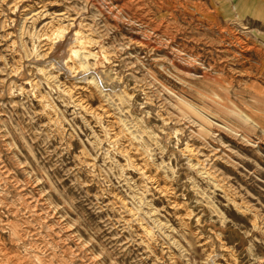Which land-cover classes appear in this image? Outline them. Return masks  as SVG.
Returning <instances> with one entry per match:
<instances>
[{
	"label": "rangeland",
	"instance_id": "1",
	"mask_svg": "<svg viewBox=\"0 0 264 264\" xmlns=\"http://www.w3.org/2000/svg\"><path fill=\"white\" fill-rule=\"evenodd\" d=\"M248 1L0 0L1 264H264Z\"/></svg>",
	"mask_w": 264,
	"mask_h": 264
},
{
	"label": "bare ground",
	"instance_id": "2",
	"mask_svg": "<svg viewBox=\"0 0 264 264\" xmlns=\"http://www.w3.org/2000/svg\"><path fill=\"white\" fill-rule=\"evenodd\" d=\"M225 1H227V2H233V0H225ZM236 2H234V4L233 5H231V8L233 7L234 9L236 8L237 9V7L238 8H244L245 7V5L247 4V1L248 0H235ZM249 2V1H248ZM254 2V1H253ZM259 2V1H258ZM264 2V1H263ZM226 3V2H225ZM232 4V3H231ZM253 4V3H252ZM251 8V7H250ZM263 8H264V6H263ZM262 8V9H263ZM260 10V9H259ZM258 12V11H257ZM44 15V14H43ZM66 19V18H65ZM53 22V21H52ZM73 24H74V22H73ZM70 26V25H69ZM72 26V25H71ZM75 26V25H74ZM78 28V27H77ZM46 29V28H45ZM71 30V29H70ZM69 33V30H66V28H64V27H58V28H56V29H54L49 35H47V37L44 39V40H46V42L48 43V44H50V46H54V45H57L56 43H58L60 40H62V38L64 37V36H66L67 34ZM73 35V34H72ZM74 36H75V38H77L76 40H77V42H76V50H73L72 51V54H73V57H75L76 59H78V61H79V63H78V65L75 67V69L76 70H74V72L75 73H80L81 71V73H85L89 68V66H87L84 62H85V60L91 55V53L87 50V48H86V44H85V41H83V40H81L80 38H78V35L76 34V33H74ZM64 39V38H63ZM41 41V40H40ZM63 41V40H62ZM65 42V41H64ZM69 43V42H68ZM60 46V45H59ZM37 55V54H36ZM71 56V55H70ZM72 57V56H71ZM90 58V57H89ZM89 58H88V60H89ZM33 61V60H32ZM74 61H76V60H74ZM34 64V63H33ZM32 64V65H33ZM50 65V64H49ZM89 65V64H88ZM57 67V66H56ZM60 68H61V66H60ZM63 68V67H62ZM95 68V67H94ZM48 72V71H47ZM92 72V71H91ZM73 73V72H72ZM43 75H44V72H43ZM96 76V74L94 75V74H92V78H91V80L93 81V83H97L96 81H95V79H93V77H95ZM108 76V75H107ZM97 77V76H96ZM103 77H105V76H103ZM73 78V77H72ZM102 78V77H101ZM108 78V77H107ZM82 80V79H81ZM55 81V80H54ZM53 81V82H54ZM89 81V80H88ZM98 81V80H97ZM82 82V81H81ZM100 82H101V80H100ZM90 83H92V82H90ZM102 83V82H101ZM97 85V84H96ZM68 89V88H67ZM99 90V89H98ZM119 99L120 100H122V96H120L119 95ZM131 125V124H130ZM133 131V130H132ZM145 133V132H144ZM144 136V135H143ZM149 137V136H148ZM138 141V140H137ZM134 142V141H133ZM147 151V150H146ZM120 152V151H119ZM127 160V159H126ZM140 167V166H139ZM144 169V168H143ZM145 170V169H144ZM141 174V173H140ZM152 179V178H151ZM147 180V179H146ZM161 188V187H160ZM159 188V189H160ZM139 219V218H138ZM20 234H21V232H20ZM18 237V236H17ZM8 258V257H7ZM29 260V259H28ZM27 260V261H28ZM48 261V260H47ZM3 261H1V263H2ZM10 262V261H9ZM0 263V264H1ZM6 264V263H5ZM9 264V263H8Z\"/></svg>",
	"mask_w": 264,
	"mask_h": 264
}]
</instances>
